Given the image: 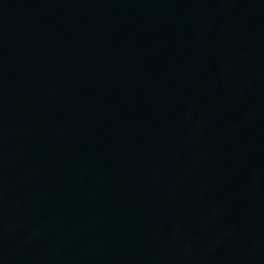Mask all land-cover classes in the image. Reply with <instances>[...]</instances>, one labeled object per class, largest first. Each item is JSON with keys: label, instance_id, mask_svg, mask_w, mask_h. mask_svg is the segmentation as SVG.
I'll use <instances>...</instances> for the list:
<instances>
[{"label": "water", "instance_id": "1", "mask_svg": "<svg viewBox=\"0 0 264 264\" xmlns=\"http://www.w3.org/2000/svg\"><path fill=\"white\" fill-rule=\"evenodd\" d=\"M0 264H264V0H0Z\"/></svg>", "mask_w": 264, "mask_h": 264}]
</instances>
